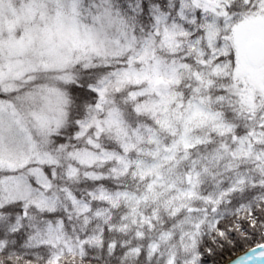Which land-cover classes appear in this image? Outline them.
I'll list each match as a JSON object with an SVG mask.
<instances>
[{"label": "snow or ice", "instance_id": "obj_1", "mask_svg": "<svg viewBox=\"0 0 264 264\" xmlns=\"http://www.w3.org/2000/svg\"><path fill=\"white\" fill-rule=\"evenodd\" d=\"M0 264H264V0H0Z\"/></svg>", "mask_w": 264, "mask_h": 264}]
</instances>
